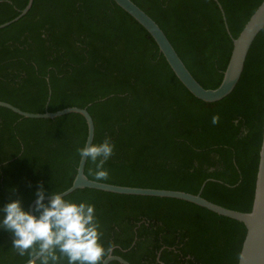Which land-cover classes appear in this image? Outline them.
<instances>
[{
  "label": "trees",
  "instance_id": "16d2710c",
  "mask_svg": "<svg viewBox=\"0 0 264 264\" xmlns=\"http://www.w3.org/2000/svg\"><path fill=\"white\" fill-rule=\"evenodd\" d=\"M133 1L206 88L220 84L233 38L261 3L218 0L228 31L216 0ZM27 2L0 0V24ZM0 100L29 112L87 107L93 143L109 137L115 145L104 165L109 176L98 181L191 193L207 181L203 197L252 208L264 126V28L234 90L208 102L181 83L154 38L114 0H33L0 28ZM213 114L220 116L215 125ZM87 132L79 113L28 118L0 106V205L20 196L29 209L38 182L46 192L69 188ZM94 170L87 159L85 173L97 180ZM65 196L95 205L101 242L132 264L238 263L245 225L195 203L87 187ZM11 241L0 229V264H24L27 253L20 256Z\"/></svg>",
  "mask_w": 264,
  "mask_h": 264
},
{
  "label": "water",
  "instance_id": "95a60500",
  "mask_svg": "<svg viewBox=\"0 0 264 264\" xmlns=\"http://www.w3.org/2000/svg\"><path fill=\"white\" fill-rule=\"evenodd\" d=\"M114 1L121 8L127 11L134 19H136L154 38L160 52L164 55L166 61L181 83L194 96L208 102L218 101L229 95L234 90L242 76L251 45L259 32L264 28V3H260V5L247 20L238 36L233 38L231 54L227 66L223 72V78L220 84L215 88H206L193 76L163 29L145 10H143L133 0ZM216 1L218 2L226 23V27L229 31L224 9L221 3L218 0ZM32 3L33 0H28L26 6L19 10V14L11 20L1 23L0 28L8 26L12 22L17 21L22 16H24L31 8ZM51 92L52 90L49 86L48 101L50 99ZM0 106L9 108L12 111L28 118H56L68 113H79L85 118L88 127L85 144L93 143L95 125L93 117L88 111L87 107L69 106L57 111L29 112L3 100H0ZM86 161L87 158H80L75 178L71 186L64 190L65 195L78 188L87 187L121 194L171 197L195 203L215 213H218L219 215L238 220L245 225L246 235L242 243L237 264H264V126L262 143L259 150V162L255 181L254 199L250 211H240L228 208L203 197L201 192L207 181L202 184L198 193H191L176 189L119 185L89 178L85 173ZM45 199H48V197L46 196ZM33 204L34 200L30 203L29 210H31ZM113 260L119 261L121 264H132L122 256L113 254V251L105 259L104 264H109ZM24 264H26V262ZM161 264L164 263L161 262Z\"/></svg>",
  "mask_w": 264,
  "mask_h": 264
},
{
  "label": "clouds",
  "instance_id": "9594fccd",
  "mask_svg": "<svg viewBox=\"0 0 264 264\" xmlns=\"http://www.w3.org/2000/svg\"><path fill=\"white\" fill-rule=\"evenodd\" d=\"M219 120V114L211 116L213 125ZM114 148L105 137L99 143L79 146L76 152L95 164L97 180H106L109 171L104 165ZM0 229L11 234V247L20 256L27 253L26 264H104L115 247L112 242H101L103 232L93 203L66 197L63 190L46 192L40 182L31 210L23 206L20 196L0 205Z\"/></svg>",
  "mask_w": 264,
  "mask_h": 264
}]
</instances>
